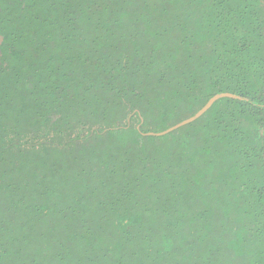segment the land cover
Masks as SVG:
<instances>
[{"label":"trees","instance_id":"trees-1","mask_svg":"<svg viewBox=\"0 0 264 264\" xmlns=\"http://www.w3.org/2000/svg\"><path fill=\"white\" fill-rule=\"evenodd\" d=\"M258 4L0 0V264H264Z\"/></svg>","mask_w":264,"mask_h":264},{"label":"flooded vegetation","instance_id":"flooded-vegetation-1","mask_svg":"<svg viewBox=\"0 0 264 264\" xmlns=\"http://www.w3.org/2000/svg\"><path fill=\"white\" fill-rule=\"evenodd\" d=\"M258 8H259V10L262 12V14H261V17L260 18H262V19H260V21L262 20V30H263V32H262V35L264 36V0H258ZM0 45L2 44V41H3V38L0 36ZM221 95H225V96H223V97H220V98H218V99H216L213 103H212V105L217 101V100H219V99H221V98H224V97H230L231 95L230 94H219V95H216V96H214V97H212V98H215V97H218V96H221ZM232 97V96H231ZM263 97V98H262ZM212 98H210L209 100H211ZM209 100L207 101V103L209 102ZM206 103V104H207ZM205 104V105H206ZM204 105V106H205ZM211 105V106H212ZM203 106V107H204ZM210 106V107H211ZM254 106H255V108L259 111V110H264V89L263 90H261V94H257V96L255 97V99H254ZM202 107V108H203ZM210 107H209V109H210ZM201 108V109H202ZM200 109V110H201ZM208 109V110H209ZM199 110V111H200ZM207 110V111H208ZM198 111V112H199ZM197 112V113H198ZM196 113V114H197ZM205 113V112H204ZM203 113V114H204ZM202 114V115H203ZM201 115V116H202ZM195 116V115H194ZM199 118V117H198ZM164 133V132H163ZM255 153H256V156H257V161L259 160V163L261 162V158L262 159H264V152H263V154H262V150L261 149H257L256 151H255ZM256 190H258V191H263V193H264V187H260V186H257V188H256Z\"/></svg>","mask_w":264,"mask_h":264},{"label":"water","instance_id":"water-1","mask_svg":"<svg viewBox=\"0 0 264 264\" xmlns=\"http://www.w3.org/2000/svg\"><path fill=\"white\" fill-rule=\"evenodd\" d=\"M1 40V39H0ZM223 96H225V95H221V96H218V97H215V98H212L211 100H209V102L195 115V116H193V117H191V118H189V119H187V120H185V121H183L182 123H180L179 125H177L176 127H174V128H172V129H170V130H168V131H166V132H164V133H162L161 135H163V134H165V133H167V132H169V131H171V130H173V129H175V128H177V127H180V126H183V125H186V124H188V123H191L192 121H194V120H196L198 117H200L204 112H206L208 109H209V107L212 105V103L216 100V99H218V98H220V97H223Z\"/></svg>","mask_w":264,"mask_h":264}]
</instances>
